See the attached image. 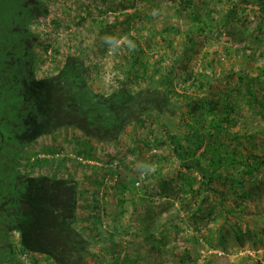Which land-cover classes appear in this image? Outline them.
Masks as SVG:
<instances>
[{"label":"trees","instance_id":"1","mask_svg":"<svg viewBox=\"0 0 264 264\" xmlns=\"http://www.w3.org/2000/svg\"><path fill=\"white\" fill-rule=\"evenodd\" d=\"M253 1L263 13L258 24L261 30L264 0ZM179 3L186 7L192 0ZM126 6H134V1ZM237 11L238 3L234 2L224 13L222 24L231 26ZM48 13L44 0H0L2 263L11 264L16 254L34 253L54 259L56 264H86L87 258L99 255L94 247L107 249L114 257L107 264L136 260L130 259L119 239L120 232L127 233L130 224L120 228L104 220L108 199L99 190L103 178L84 174L97 188L91 190L84 185L79 189V180L72 175L60 174L59 170L50 173L55 154L62 150L59 142L48 146L49 156H26L25 150L32 142L55 134L66 125L77 127L90 139L79 150L89 160L93 152L91 139L113 141L130 123L143 128L147 120L155 121L152 138L143 139L136 131L134 143L141 154L168 146L175 155L176 188L171 179L163 178L162 167L152 171L160 184V194L172 191L168 195L177 192L185 200H193L196 218L221 217L215 233L223 245L230 234L241 243L244 236L256 243L260 229L244 218V211L254 189L264 183V142L259 139L264 138V127L258 123L256 128L249 119L239 117L243 104L264 116V59L254 63V47H244L252 54L243 48L225 47L229 68L218 64L219 50L205 51L203 57L210 73L198 68L190 70L189 59L207 45L206 29L212 18L196 16L193 23L184 27L160 23L155 32L146 36L139 31L133 34L131 28L139 18L156 20V11L135 8L106 22L98 33L101 37L112 32V43L119 40L113 33L115 27H122L124 35L119 48L125 54L115 64L123 77L116 88L103 93L90 84L91 69L79 54L69 55L55 72L38 76L39 63L46 58L38 52L42 38L30 23ZM48 48L49 44L44 45L45 52ZM223 77L236 81L232 84ZM178 83L181 90L176 88ZM62 164L59 162V166ZM112 167L110 172L116 171ZM143 173L144 180L148 175ZM119 187L121 191L127 189L124 182ZM79 194L85 198L83 207ZM150 212L149 209L143 217L144 228H137L138 235L154 236L160 228L150 222ZM80 220L86 235L77 226ZM162 231L160 228L159 234ZM15 232L18 251L13 240ZM206 242H210L209 237Z\"/></svg>","mask_w":264,"mask_h":264},{"label":"rangeland","instance_id":"2","mask_svg":"<svg viewBox=\"0 0 264 264\" xmlns=\"http://www.w3.org/2000/svg\"><path fill=\"white\" fill-rule=\"evenodd\" d=\"M44 1L49 8L48 15L40 16L30 23L33 31L39 33L42 38V46L39 45L38 52L46 58L45 62L39 63L38 76L55 72L57 66L69 55L79 54L91 69L89 81L96 90L108 93L116 88L123 77L115 67L116 62L125 54V51L119 48L124 42L123 28L118 26L113 29V33L119 37L117 43L110 40L112 32H107L101 37H98V33L106 22H113L118 16L120 18L123 12H131L135 8H153L156 11V20L143 17L133 23L131 32L134 34L139 31L146 36L155 32L160 23H175L184 27L193 23L196 16L212 18L206 29L209 37L207 45L198 48L197 54L189 59L190 70L198 68L210 73L208 62L203 56L205 51L212 53L214 50L221 52L218 64L229 68L230 60L225 58V47H231L233 50L243 48L252 54L250 49L244 48L249 44L256 50L253 55L254 63L264 59V24L261 30L258 28L263 13L253 0H192L186 7L179 3L180 0H133L134 6H126L132 0ZM234 2L238 3L237 18L231 26H224L221 20ZM46 44H49V48L45 52ZM216 74H220V71ZM223 80L232 84L236 81L235 78L229 77H223ZM176 88L181 90V84L178 83ZM151 101L154 102L155 99ZM239 112L240 118L249 119L256 128L258 123L264 127V116H261L263 114L251 111L244 104ZM155 125L157 124L151 119L146 121L143 128L130 123L127 130L116 140L91 139L93 152L89 160H86L79 150L90 139L72 125L64 126L55 134L39 137L25 152L26 156L32 154L33 157L43 158L48 155V146L59 142L62 150L55 154V160L52 166H49L50 173L59 170L60 174L72 175L79 180V189H83L84 185H89L91 190L97 188L84 174L103 180L107 175L118 174L116 180L111 179L107 183L104 181L99 190L108 199L107 212H103L105 222L120 228L130 224L127 233L120 232L119 239L130 259L137 261L122 264H264V183L254 189V195L247 200L248 207L244 211V218L260 229L258 241L254 243L249 236H244L241 243L230 234L223 245L215 233L222 222L221 217L196 218L193 215L196 207L193 200H185L184 195L177 192L168 195L172 191L160 194V184L156 182L152 171L162 167L165 171L163 178L171 179L173 185L177 184L174 173L177 166L175 155L168 146L155 151L147 150L141 154L137 152L134 143L136 131L143 139L152 138L151 132L156 129ZM259 139L264 142L262 136H259ZM153 152L158 155H152ZM32 161L29 160V163ZM59 162H63V166H59ZM110 166L116 171L110 172ZM143 172L148 175L144 180ZM123 182L127 186L125 191H121L119 187ZM144 191L148 192L145 196L142 195ZM149 194L151 197L147 199ZM79 199V204L83 207L85 198L79 194ZM149 209L150 222H154L152 225H158V228L164 231L159 234V228L154 236L149 233L138 235L137 228H144L143 217ZM83 223V220H80L77 226L86 235ZM207 237L210 242H206ZM160 238L162 241H159ZM13 240L18 251V232L14 233ZM94 248L99 255L87 258L86 264L112 263L114 257H110L107 249ZM45 258L43 254H16L11 264H56L54 259ZM1 259L0 249V264H4Z\"/></svg>","mask_w":264,"mask_h":264},{"label":"built area","instance_id":"3","mask_svg":"<svg viewBox=\"0 0 264 264\" xmlns=\"http://www.w3.org/2000/svg\"><path fill=\"white\" fill-rule=\"evenodd\" d=\"M155 151V149H154ZM118 174H115L114 176H110V175H107L105 178H104V181L107 183L108 181H111V179L113 180H116L118 177H117ZM144 177V173L142 175Z\"/></svg>","mask_w":264,"mask_h":264}]
</instances>
